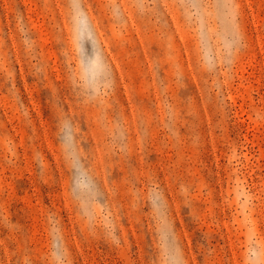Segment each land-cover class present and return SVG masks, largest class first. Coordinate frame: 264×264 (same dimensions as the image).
Segmentation results:
<instances>
[{
    "label": "rangeland",
    "instance_id": "rangeland-1",
    "mask_svg": "<svg viewBox=\"0 0 264 264\" xmlns=\"http://www.w3.org/2000/svg\"><path fill=\"white\" fill-rule=\"evenodd\" d=\"M0 264H264V0H0Z\"/></svg>",
    "mask_w": 264,
    "mask_h": 264
}]
</instances>
